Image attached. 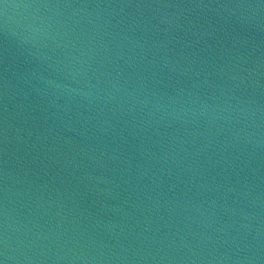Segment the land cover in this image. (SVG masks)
<instances>
[{
  "label": "water",
  "instance_id": "obj_1",
  "mask_svg": "<svg viewBox=\"0 0 264 264\" xmlns=\"http://www.w3.org/2000/svg\"><path fill=\"white\" fill-rule=\"evenodd\" d=\"M4 264H264V0H0Z\"/></svg>",
  "mask_w": 264,
  "mask_h": 264
},
{
  "label": "snow or ice",
  "instance_id": "obj_2",
  "mask_svg": "<svg viewBox=\"0 0 264 264\" xmlns=\"http://www.w3.org/2000/svg\"><path fill=\"white\" fill-rule=\"evenodd\" d=\"M0 264H4V261L2 259H0Z\"/></svg>",
  "mask_w": 264,
  "mask_h": 264
}]
</instances>
